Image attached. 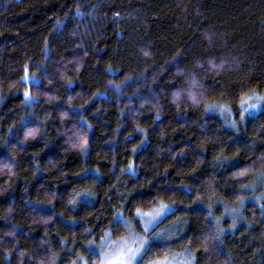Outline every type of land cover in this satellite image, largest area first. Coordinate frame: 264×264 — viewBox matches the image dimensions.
Returning a JSON list of instances; mask_svg holds the SVG:
<instances>
[{"label": "trees", "instance_id": "trees-1", "mask_svg": "<svg viewBox=\"0 0 264 264\" xmlns=\"http://www.w3.org/2000/svg\"><path fill=\"white\" fill-rule=\"evenodd\" d=\"M258 193L264 0H0V264H99L163 203L137 264H264Z\"/></svg>", "mask_w": 264, "mask_h": 264}, {"label": "rangeland", "instance_id": "rangeland-1", "mask_svg": "<svg viewBox=\"0 0 264 264\" xmlns=\"http://www.w3.org/2000/svg\"><path fill=\"white\" fill-rule=\"evenodd\" d=\"M259 101L260 99L255 101L256 105H258ZM255 107L250 106L248 110H254ZM246 112L245 114H250L248 111ZM259 188H263V186H259L257 189ZM255 197L264 198V195L258 193ZM174 209L173 205L163 203L147 211H137L135 216L139 221L140 228L122 215H119L118 219L125 228L124 234L113 238L111 232H107L101 242L93 246V249L100 256L99 264H137L145 249L152 242L167 239L177 232L178 229L175 224H170L157 232L152 231L159 221ZM85 261L79 258L73 264H86ZM146 264H195V261L194 257L187 251H173L164 258L150 261Z\"/></svg>", "mask_w": 264, "mask_h": 264}]
</instances>
